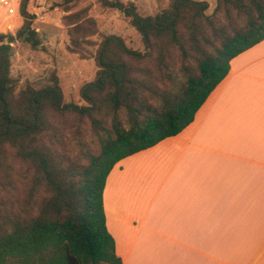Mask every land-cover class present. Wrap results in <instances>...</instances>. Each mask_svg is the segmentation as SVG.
<instances>
[{
  "label": "trees",
  "instance_id": "1",
  "mask_svg": "<svg viewBox=\"0 0 264 264\" xmlns=\"http://www.w3.org/2000/svg\"><path fill=\"white\" fill-rule=\"evenodd\" d=\"M61 1L67 49L97 46L96 76L80 91L88 105L63 102L56 72L18 88L13 44L41 43L30 0L18 1L15 34L0 33V264H122L105 223L109 172L189 125L231 59L264 39V0H216L211 14L205 0H169L152 15L99 0L128 19L141 51L101 33L89 7Z\"/></svg>",
  "mask_w": 264,
  "mask_h": 264
},
{
  "label": "crops",
  "instance_id": "2",
  "mask_svg": "<svg viewBox=\"0 0 264 264\" xmlns=\"http://www.w3.org/2000/svg\"><path fill=\"white\" fill-rule=\"evenodd\" d=\"M103 205L122 264H264V39L189 125L114 165Z\"/></svg>",
  "mask_w": 264,
  "mask_h": 264
},
{
  "label": "rangeland",
  "instance_id": "3",
  "mask_svg": "<svg viewBox=\"0 0 264 264\" xmlns=\"http://www.w3.org/2000/svg\"><path fill=\"white\" fill-rule=\"evenodd\" d=\"M18 1L11 0L15 12L9 15L0 5V33L15 34L17 27L22 23ZM134 1L139 11L145 15L155 14L167 8L169 4V0ZM205 1L208 2L206 13L211 14L216 0ZM62 4L61 0H30L28 10L34 14L32 27L38 32L41 43L37 49L19 42L13 44L11 74L20 88L27 81L43 84L50 73L56 72L60 80L63 102L88 105L81 97L80 91L84 83L96 76L98 68L94 54L97 46L89 45L83 54L73 53L67 49L66 27L61 23V16L64 14ZM83 7H89L88 13L96 19L101 33L120 35L132 48L144 50L139 33L120 11L103 7L99 0H77L73 3V10ZM8 23L10 26L7 27ZM91 39L98 42L100 36L94 35Z\"/></svg>",
  "mask_w": 264,
  "mask_h": 264
},
{
  "label": "built area",
  "instance_id": "4",
  "mask_svg": "<svg viewBox=\"0 0 264 264\" xmlns=\"http://www.w3.org/2000/svg\"><path fill=\"white\" fill-rule=\"evenodd\" d=\"M0 5L5 8V13L8 15L15 12V8L13 7L11 0H0Z\"/></svg>",
  "mask_w": 264,
  "mask_h": 264
}]
</instances>
